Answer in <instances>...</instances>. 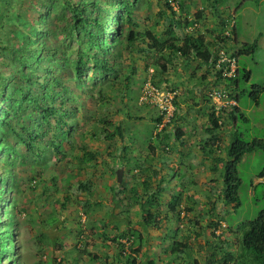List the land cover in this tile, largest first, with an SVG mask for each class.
<instances>
[{
    "label": "rangeland",
    "instance_id": "rangeland-1",
    "mask_svg": "<svg viewBox=\"0 0 264 264\" xmlns=\"http://www.w3.org/2000/svg\"><path fill=\"white\" fill-rule=\"evenodd\" d=\"M71 1L79 4L88 0ZM97 1L101 8L87 9L88 14L99 17L102 23L100 27H91L100 36L95 40L81 24L75 25L69 0H13L6 8V21L0 26V74L9 76L4 91L14 96L7 117L14 130L6 125L4 130L0 128V179L6 178V184L0 180V233L6 231L8 235V226L14 230L11 240L15 249L2 257L0 263L132 264L131 260L136 258L139 264L151 258L156 264H180L176 258L170 259L172 246L176 241L190 240L191 252L198 255L200 264H205L200 259L204 255L209 257V251L204 253L209 247L207 238L214 243L221 241L212 236L211 228L220 217L231 227L221 224L220 231L227 235L235 232L233 243L238 246V225L256 218L264 209L263 150L246 153L238 163L240 204L235 208L224 199L225 163L231 139L236 135L247 141L264 138V88L255 92L264 87V0H184L186 12L181 13L178 7L176 15L166 0H132L138 23L133 27L135 31L155 29L169 38L166 34L169 20L182 15L184 21L187 18L195 22L187 32L203 34L209 43L216 40L217 49L237 51L257 41L252 51H243L238 56V83L233 88L239 106L236 122L233 125L226 112L221 127L214 132L207 130L213 126L210 92L221 85L209 80L212 77L204 80L201 75L191 74L199 73L209 64L178 56L171 69L176 71L175 75L181 74L177 84L179 90L180 87L184 90L182 94L179 92L176 103L180 108L177 111H184L186 116L181 122L173 120L167 124L166 133H160L157 106L141 104L139 96L151 78L161 86L160 72L165 58L160 57H166L167 52L147 49L149 40L143 37L135 42L138 49L127 48L126 42L122 45L105 42L103 29H113L109 20L114 19L117 10L110 0ZM27 25L38 30V54L33 63L23 66L12 51L18 50L22 60H29ZM126 27L127 24L123 27L125 31ZM226 29L232 33L229 37L232 46L225 38ZM123 38L125 33L120 40ZM100 42L105 43L103 47L109 46L108 53L101 49ZM79 55L90 67H86L82 81L74 67ZM94 58L108 61L115 72L107 76L102 68H94ZM246 71L251 72L249 79ZM24 94L29 96L31 106L21 114L15 111V103L16 99H24ZM37 100L69 112L64 120L72 125L69 128L63 125L68 132L57 124L62 113L43 120V114L31 109L37 106ZM5 105L7 102L3 100ZM5 115L0 106V118ZM179 124L187 129L195 127L189 140L190 150L203 151L205 159L195 158L192 163L193 153L181 155L175 162L168 159L171 143L177 144L175 132ZM23 125L40 133L30 141L33 149L16 134L27 136ZM119 125L123 127V135L116 132ZM111 133L116 134L110 136ZM166 134L175 135L174 140H165ZM199 135L210 137L211 143L209 138L201 140ZM52 140H56L59 149L53 147ZM85 152L94 153L95 157L86 156ZM119 169L124 170L122 182L118 181ZM194 194L196 200H190ZM10 196L16 200L15 208ZM208 198L217 204L214 217L218 220L211 223L205 215L212 206L206 203ZM174 200L176 210L170 206ZM178 208L185 214L178 212ZM148 211L157 216L155 223L145 228L143 221ZM202 225L205 228L202 235L193 239V231L201 230ZM131 229L142 232V244L136 242ZM210 248L213 250L212 244Z\"/></svg>",
    "mask_w": 264,
    "mask_h": 264
},
{
    "label": "trees",
    "instance_id": "trees-1",
    "mask_svg": "<svg viewBox=\"0 0 264 264\" xmlns=\"http://www.w3.org/2000/svg\"><path fill=\"white\" fill-rule=\"evenodd\" d=\"M137 1V0H136ZM218 0H216L217 2ZM13 0H0V26L3 24L4 20L6 19V8L11 5ZM110 3L115 6V10H117V13H114V19L111 21L109 20L110 26L113 27V29L104 27V32L106 33L105 42L108 40L110 42H113L114 45L117 43H121V45L124 43V46H126L129 49H138L137 45H135V42L141 37L147 38L149 40L147 49L151 51H157L158 53L167 52L168 55L166 57H163V55L160 58H165V61H162V70H166V63L170 60L171 57L177 55L181 56L186 60H201L204 63H207L208 65V74L211 73V66L213 63V59L216 53V50L219 46V43L217 41H213L212 43L207 42V39L205 35L199 34L195 35L192 33L187 32L186 30L189 29L190 26L195 24L194 21H189V19L186 18L184 21L182 18V15H180L178 18L173 17L169 20V28L166 31V34L169 35V38H164L163 36L159 35L155 29H147L145 31H135L133 28L134 26H138L137 20L135 16L133 15L135 6L132 3V0H110ZM166 3L168 5V8L171 10V12L176 15L177 11L174 5L172 3L170 4L169 0H166ZM175 3L180 8V12L184 13L187 10V4L184 0H175ZM142 4V1H141ZM69 6L71 7L72 11V19L74 20L75 25L81 24L84 28V31L86 34L89 35L92 39L99 38L100 36L96 34L93 29V27H100L101 22L99 17H95L92 14L87 13L88 7L92 6L94 9L101 8V3L97 0H88L84 2H80L79 4H74L71 0H69ZM140 5H138L139 8ZM163 14V13H162ZM201 16V15H199ZM6 21V20H5ZM127 24L126 31L123 28L124 25ZM29 28V33L27 34V38L25 39L27 42V46H29L26 50L29 51V60H22V58L18 54V50H13L12 52L16 53V58L18 60H21V64L23 66L29 65L35 61V56L38 54L37 47H36V35H37V28L35 26H26ZM1 28V27H0ZM180 34L178 30H180ZM106 30H109L111 33H107ZM125 33V38L120 40V37ZM226 38V37H225ZM225 38L221 39L222 42L225 41ZM101 49L103 48V51L105 53L109 52V46L105 44H101ZM214 46V49L211 47ZM257 46V41L253 45H246L244 49H239L237 51V54H241L243 51L250 52ZM7 48V47H6ZM143 50H147L145 48H139ZM53 60V59H52ZM100 58H94V68H102L103 71L109 75V73L115 72L112 65H109V62H101ZM75 74L77 75L78 79L80 81L84 80V74L86 73V67L90 68L88 66V61L85 60L83 55H79L78 60L75 62ZM246 78L249 79L251 76L250 71H246L245 74ZM9 76L0 74V106L2 108L3 113H6L5 117L0 118V128L4 130L6 126L9 130H14V126L7 119L8 113H9V104L11 106L12 100H14L13 94H5L4 87L7 85V81ZM207 78V75L205 76ZM219 79H209L215 84L221 83L222 76L219 74ZM106 79V78H105ZM104 79V80H105ZM232 82L236 85L238 83V76H236ZM44 86V84L42 83ZM264 87H258L255 92H259ZM51 93V92H50ZM52 94V93H51ZM22 100L16 99V107L15 111L18 113L23 114L24 110L29 109L31 106V100L29 99V96L27 94L23 95ZM3 99L7 102V105L3 106ZM33 111H37V114H43V120H48V117L50 115H56L58 112L62 113L61 116L57 119V124H60L61 128L64 130V132H68V130L65 129V126L68 128L72 125L71 123L64 120V116L69 114L67 110L59 111V107L53 106V105H44L42 104V101L37 100V106H33L31 108ZM236 110H239V106L235 105L232 107V109H229L227 112L230 114V119H233L235 124L237 119V113ZM64 112V113H63ZM243 115V113H242ZM158 124L162 122L163 116L159 115L157 117ZM175 120V119H174ZM64 121V122H63ZM210 121L213 126L211 128L207 129L210 132H214L216 129L220 128L222 122H220V117L215 114L214 111L210 112ZM157 124V125H158ZM6 125V126H4ZM165 127L163 130H160V133H166ZM234 129V127H232ZM116 132L123 135V127L121 125L117 126ZM23 131L26 133L27 136H24L21 132H16V134L21 137L22 141L27 145L29 149H33V144L30 142L31 140L37 139L38 136H40V133L37 134L35 132V129L23 125ZM233 132V131H232ZM116 133H111L110 136H114ZM176 134L179 138L182 137L183 131L181 128H178L176 131ZM108 136V135H107ZM159 135L158 137H160ZM164 138L168 135H163ZM214 137H212V140H214ZM51 144L53 147L59 149V144L56 142V140H52ZM1 148V145H0ZM227 155H228V161L225 163L226 168V177H225V188H224V199L228 204H233L236 208L240 204V197H239V187L241 183V178L238 172V163L243 160L244 156L248 152H253L255 150H263L264 151V138H255L252 141H247L242 135H236L234 139H231L229 145H228ZM86 156L95 157L94 153L91 152H85ZM261 176H264V172L261 173ZM3 184H6V178L3 177L0 179ZM161 191V189H159ZM3 193V191L1 192ZM153 198V197H152ZM10 202L14 206L16 205L15 198H12L10 196ZM152 205L153 202H150ZM145 207V204H142ZM170 206L173 210H176V201L170 203ZM156 216L153 213H150L148 211V215L144 217L143 225L145 228H147L150 224L155 223ZM1 222V221H0ZM9 224L12 225V221H9ZM215 224V227L220 224V221H217ZM159 225V223H158ZM8 231L6 235L5 232H1L0 234V259L2 257L8 255V252L10 250H14L15 246L13 245V241L11 240V236L13 235L14 230L8 226ZM131 233L133 234V237L136 238V242L142 244L144 241L142 232L136 229H131ZM237 233H239V237L236 239V242L238 244V253L234 254L231 253L229 250H226L224 246V240H222V236L219 235L216 237L221 238L220 242H217L213 245V250L210 251L208 254V262L209 264H217L219 262H224L226 264L234 263V264H264V209L259 213V215L254 219H249L246 221H243L238 225ZM125 235V234H123ZM188 247V244L184 241H176L174 245L172 246V253L177 258H183L184 262L187 261L186 264H192L195 262V264H200L199 261L195 257H191L190 254H188V257H185L186 248ZM139 249L135 250V252L139 251ZM219 252H221V256H218ZM131 259L132 256H129ZM189 258V259H188ZM189 260V262H188ZM132 264H138L136 258H133ZM1 264V263H0ZM139 264H156L155 260L148 258L143 263Z\"/></svg>",
    "mask_w": 264,
    "mask_h": 264
},
{
    "label": "built area",
    "instance_id": "built-area-1",
    "mask_svg": "<svg viewBox=\"0 0 264 264\" xmlns=\"http://www.w3.org/2000/svg\"><path fill=\"white\" fill-rule=\"evenodd\" d=\"M177 9L178 6L173 0H169ZM226 34H230V31H226ZM210 76L213 79H219V74L222 76L221 85L215 87L210 92V97L212 98V110L217 116L220 117V122H222V116L233 106L238 105L237 98L233 95V88L235 84L232 80L238 76L239 73V60L236 52L234 50H228L223 47H219L216 50L213 63L211 66ZM229 81V82H228ZM178 91L176 89H164L155 85L151 80H149L140 95L141 104L150 103L158 107L160 115L163 116L162 123L160 124V129H163L168 123H171L176 115L177 105L176 97ZM220 231H218L219 233ZM217 264H226L224 262H219ZM234 264V263H229Z\"/></svg>",
    "mask_w": 264,
    "mask_h": 264
},
{
    "label": "crops",
    "instance_id": "crops-1",
    "mask_svg": "<svg viewBox=\"0 0 264 264\" xmlns=\"http://www.w3.org/2000/svg\"><path fill=\"white\" fill-rule=\"evenodd\" d=\"M168 54V53H167ZM166 56V55H165ZM178 56L177 55H175V56H173V57H171L170 58V60L169 61H167V68H166V70H162L161 72H160V74H161V76H160V80H161V83H162V85H166V86H169V87H173V88H176V89H178V84H177V81H179L180 79H179V77L181 76V74H179L178 73V75H175V73H176V71H174V70H172L171 68H173V66L176 64V62H178ZM196 61V60H195ZM199 61H201V60H199ZM186 62V61H185ZM187 63V62H186ZM196 64H201V63H199V62H196ZM197 66V65H196ZM198 67V66H197ZM182 67L180 66L179 67V70H180V72H183L182 70ZM208 67H206V68H203V69H201L200 70V72L198 73V71H197V73L195 74V72H193V73H191V74H193V75H201L203 78H204V80H208L211 76H209L208 75ZM207 75V78H205V76ZM184 76H186V73L184 74ZM186 78V77H185ZM179 90V89H178ZM182 90H184L183 88H181L180 87V90H179V92H181V94H182ZM179 96H180V94H179ZM179 96H178V98H179ZM182 107H184V105L182 104ZM211 108H212V106H211ZM210 108V109H211ZM180 108H178V110H179ZM210 112V111H209ZM208 115H209V113H208ZM184 116H186V114L184 113V111H182V110H180L179 112L177 111V114H176V116H175V123H178V121L180 120V119H184ZM179 122H181V120L179 121ZM187 122H189V121H187ZM174 123V124H175ZM181 124H183V122L181 123ZM181 124H179L178 125V128H181L182 129V131H183V134H182V137L181 138H179L178 136L176 137V139H177V144H175L174 142H172L171 144H172V146H173V148L172 149H170V151H168V152H170L171 153V158L170 157H168V159L169 160H173V162H175V161H178V159L181 157V155H188V154H192L193 153V155L195 156L193 159H191L190 161L193 163V160L195 159V158H197V160H201V157L202 158H204L205 159V157H206V155H205V153L203 152V151H201V150H199V149H197L196 148V151H191L190 150V148H191V142H189V140L192 138V136L193 135H191V134H193L192 133V130H194L195 129V127H192V128H190V129H187V128H183V127H181L182 125ZM177 126V125H176ZM204 129V128H203ZM172 131V130H171ZM176 133V132H175ZM177 135V134H176ZM174 136L175 135H168L167 137H165V140H167L168 141V139H171V141H173L174 140ZM199 137H200V139L201 140H205V139H208L209 138V143H211V140H210V137H205L204 135H199ZM193 141V140H192ZM170 146V145H169ZM167 147V148H170V147ZM201 147H203V146H201ZM189 149V150H188ZM198 151V152H197ZM157 152H159V150L157 151ZM203 152V153H202ZM212 152L213 151H211L210 153L212 154ZM192 157V156H191ZM208 175H210L209 173H208ZM211 176V175H210ZM194 181V180H193ZM197 182V181H196ZM193 184V183H192ZM191 184V185H192ZM201 185V184H200ZM193 187V186H192ZM190 200H193V199H195L196 200V197H195V194H194V196H190ZM193 198V199H192ZM190 200H188V202L190 201ZM212 199L211 198H208L207 200H206V203L207 204H211L212 206L210 207V209L209 210H207V212L205 213V215L207 216V218H206V220H210L209 222L211 223V221L212 220H215V221H217L218 219H216L215 217H214V211H216V209H217V204H215V203H212ZM194 202V201H193ZM191 209L190 210H193V207H190ZM179 210L183 213L184 211H182L181 209H179L178 208V212H179ZM221 212V211H220ZM184 214H185V212H184ZM208 215H210V217H208ZM212 217H214V218H212ZM221 219H220V221H225L224 220V218L223 217H220ZM215 224V223H214ZM215 225H217V224H215ZM215 225H214V227H215ZM214 227H212L211 226V228L213 229V233H212V236H214V237H216L215 236V234H214ZM229 228H231L230 226H229ZM205 229V228H204ZM203 229V225L201 226V230H198V229H196V230H194L193 231V233H194V236L192 237L193 239H194V237H200V235H202V230H204ZM233 229H235V228H233ZM237 231V230H236ZM205 233H207V230H205L204 231ZM230 234L229 235H227L228 233L227 232H224V235H222V238H224L223 240H224V246H225V248H226V250H229L231 253H234V254H237L238 253V246L236 245V244H234L233 242V240H234V234H235V232H229ZM217 235V234H216ZM217 236H219V235H217ZM217 239H218V237H216ZM195 239H198V238H195ZM207 239H209L208 241H207V243H208V245H209V247H208V249H205V254H206V252L207 251H211L212 249L210 248V246H211V244H212V248H213V245L215 244L214 242H213V240H211V238H207ZM214 240H216V239H214ZM231 240H232V242H231ZM182 242V241H181ZM192 241H190V240H188V242H186L185 241V243H187L188 244V247L186 248V252H185V257H188L189 255L188 254H190V256L192 257H195V258H197L198 257V255H193V253L191 252V249H190V246H191V243ZM235 245L237 246V247H235ZM221 254V252H219V254H218V256H221L220 255ZM171 258H176L177 259V261L178 262H181L180 264H186L187 263V261H185L184 262V260H183V258H177L175 255H173V254H171V257H170V259ZM201 258V257H200ZM200 260H202L205 264H208V257L206 256V255H204V257L202 258V259H200ZM188 262H189V260H188Z\"/></svg>",
    "mask_w": 264,
    "mask_h": 264
},
{
    "label": "clouds",
    "instance_id": "clouds-1",
    "mask_svg": "<svg viewBox=\"0 0 264 264\" xmlns=\"http://www.w3.org/2000/svg\"><path fill=\"white\" fill-rule=\"evenodd\" d=\"M226 31H227V29H226ZM226 31H225V34H226ZM228 31H229V30H228ZM231 34H232L231 31H230V34H226V38H228L227 41H228V45H229V46H232L231 43H230V40H229V37H231ZM223 45H224V44H223ZM217 50H218V49H217ZM232 50H234V49L232 48ZM234 51H235L236 54H237V51H238V50H237V51L234 50ZM237 56H239V55L237 54ZM150 80L154 83V81L152 80V78H151ZM148 81H149V80H148ZM148 81H147V82H148ZM147 82H146V83H147ZM154 84L157 85L156 83H154ZM157 86H159V85H157ZM159 87H162V88H164V89H176V88H173V87H169V86H166V85H162V83H161V86H159ZM143 88H144V87H143ZM142 90H143V89H142ZM176 90L178 91V94H179V90H178V89H176ZM178 96H179V95H177L176 99L178 98ZM139 99H140V96H139ZM145 104H146V103H145ZM153 105H154V104H153ZM176 105H177V103H176ZM155 106H156V105H155ZM157 108H158V107H157ZM177 109H178V108H177ZM158 110H159V109H158ZM176 112H177V111H176ZM175 116H176V115H175ZM174 119H175V117H174ZM174 119H173V120H174ZM161 123H162V122H161ZM161 123H159V127H160V124H161ZM168 124H169V123H168ZM166 126H167V125H166ZM166 126H165V127H166ZM165 127H164V128H165ZM164 128H163V129H164ZM163 129H160V130H163ZM219 221H220V220H219ZM221 224H222V226H229V225H228L225 221H224V222H223V221H220V224L217 226V228L215 227L214 232H215L217 235H221V236H222V234H221L220 232L223 233L224 231H220V229H219V227H220ZM218 231H220V232L218 233Z\"/></svg>",
    "mask_w": 264,
    "mask_h": 264
},
{
    "label": "water",
    "instance_id": "water-1",
    "mask_svg": "<svg viewBox=\"0 0 264 264\" xmlns=\"http://www.w3.org/2000/svg\"><path fill=\"white\" fill-rule=\"evenodd\" d=\"M117 173H118V181L122 182L123 181L124 170L123 169H119Z\"/></svg>",
    "mask_w": 264,
    "mask_h": 264
}]
</instances>
